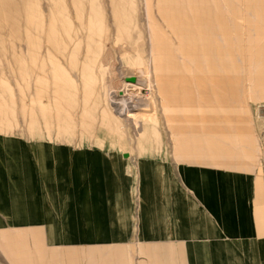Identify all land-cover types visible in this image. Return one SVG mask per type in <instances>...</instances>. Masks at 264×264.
I'll return each mask as SVG.
<instances>
[{"label": "crops", "instance_id": "0c3cea01", "mask_svg": "<svg viewBox=\"0 0 264 264\" xmlns=\"http://www.w3.org/2000/svg\"><path fill=\"white\" fill-rule=\"evenodd\" d=\"M157 7L169 153L134 162L0 135V244L14 263L264 264V0Z\"/></svg>", "mask_w": 264, "mask_h": 264}, {"label": "rangeland", "instance_id": "374dc122", "mask_svg": "<svg viewBox=\"0 0 264 264\" xmlns=\"http://www.w3.org/2000/svg\"><path fill=\"white\" fill-rule=\"evenodd\" d=\"M157 6L158 0H0V135L85 142L125 151L134 162L163 158L170 132L156 84L150 22L164 24ZM125 103L146 108L125 111ZM0 264H16L3 244Z\"/></svg>", "mask_w": 264, "mask_h": 264}, {"label": "bare ground", "instance_id": "6f19581e", "mask_svg": "<svg viewBox=\"0 0 264 264\" xmlns=\"http://www.w3.org/2000/svg\"><path fill=\"white\" fill-rule=\"evenodd\" d=\"M120 91H122L123 92V89H121ZM135 95H137V94H135ZM138 96V95H137ZM124 100V99H123ZM122 100V101H123ZM126 104V106H125V108H126V110L125 111H129L130 109H133V108H146V107H141L140 105L138 106V105H135L134 103L132 104V103H125ZM149 106V105H148ZM147 106V107H148ZM125 111H122V112H125Z\"/></svg>", "mask_w": 264, "mask_h": 264}, {"label": "water", "instance_id": "95a60500", "mask_svg": "<svg viewBox=\"0 0 264 264\" xmlns=\"http://www.w3.org/2000/svg\"><path fill=\"white\" fill-rule=\"evenodd\" d=\"M126 81H132V82H134L135 81V77H127L126 78Z\"/></svg>", "mask_w": 264, "mask_h": 264}]
</instances>
